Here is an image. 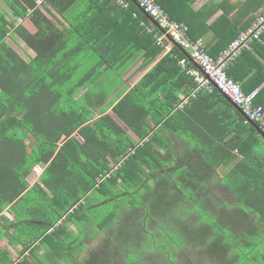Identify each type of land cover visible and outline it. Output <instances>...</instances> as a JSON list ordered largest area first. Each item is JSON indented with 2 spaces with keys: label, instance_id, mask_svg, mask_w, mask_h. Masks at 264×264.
<instances>
[{
  "label": "trees",
  "instance_id": "trees-1",
  "mask_svg": "<svg viewBox=\"0 0 264 264\" xmlns=\"http://www.w3.org/2000/svg\"><path fill=\"white\" fill-rule=\"evenodd\" d=\"M123 1L126 5L118 0H43L38 6L36 0H0L13 15V20L8 18L0 5V213L17 200L12 206L16 219L31 222L18 207L21 202L30 200L27 210L36 212L32 201H37L38 196L31 194L41 192L40 200L45 204L48 221L39 238L46 239V230L73 211L74 205L92 190L112 200L118 196L111 194L114 186L118 190L126 183L128 186H124L123 193L128 196L134 195L131 187L136 184L147 188L149 173L145 155L158 164L163 163L154 149L155 141L162 136L160 132L166 130L174 136L192 132L194 117L189 113L191 122L186 125L185 111L177 108L179 94L189 93L193 88L191 77L185 75L178 64L180 58L188 56V51L180 45L174 44L131 90L128 85L123 87V76L139 60H143L145 67L157 59L165 47L157 42L161 28L150 23V16L135 0ZM252 1L245 0L241 7L238 1L227 9L224 4L228 0H223L220 6L225 12L215 22L207 24L202 12L193 9L194 0H157L171 19L189 26L192 38L213 29L218 39L207 50L215 58L216 51L226 50L241 31L251 26L255 15L247 6ZM236 9L234 19L229 18L230 12ZM17 19H29L37 27L36 32L32 33ZM11 32L35 55L25 58L20 54L9 42ZM263 37L264 33L260 40L252 43V48ZM249 51L245 50L234 62ZM93 58L95 61L90 68L80 75L83 66ZM233 63L228 69L230 76ZM77 73L80 77L72 83ZM114 79L119 80L117 88L121 90L116 88L115 94V89L102 90L103 84ZM97 89L102 92L92 93ZM215 92L218 91L199 96H215ZM262 95L264 88L256 100L264 107ZM110 109L141 143H136L107 113ZM148 116L152 125L146 120ZM254 125L249 124L251 135L259 127L257 123ZM31 138L35 139L32 147L27 143ZM115 165L118 167L114 168ZM37 166L43 171L30 187V177H34ZM108 172L109 176L99 180ZM192 173L193 170L189 174L193 176ZM251 183H255V190L249 204L243 203L257 214L254 206L258 184L256 179ZM177 195V192L170 193L174 197L170 208H179ZM135 203L131 202V208ZM258 214L263 219L262 212ZM208 221L211 224V220ZM249 230L252 235L231 231L224 239L218 232L219 237L212 245L216 247L215 254L222 258L221 264H264V221L251 224ZM245 247L249 252H245Z\"/></svg>",
  "mask_w": 264,
  "mask_h": 264
},
{
  "label": "crops",
  "instance_id": "crops-1",
  "mask_svg": "<svg viewBox=\"0 0 264 264\" xmlns=\"http://www.w3.org/2000/svg\"><path fill=\"white\" fill-rule=\"evenodd\" d=\"M222 1L194 0L192 7L195 11L202 12V18L207 19V24H211L219 19L225 12V8L231 9L229 7L238 4V1H241L238 4L241 7L245 2V0H228L224 4L225 8H222L220 6ZM247 7L256 16L264 9V0H253ZM237 12V9L232 10L229 18H233ZM149 20L150 23L156 25L154 19L149 17ZM149 27L152 28L153 25ZM33 28V30L28 29L35 33V26ZM217 35L210 28L196 37L203 38L207 48H211L218 39ZM163 42L164 52L146 67L142 66L143 60H139L123 76V87L128 85V89L131 90L148 70L176 44L167 38H164ZM29 50L32 49L23 50L27 58L35 55L33 50L34 54L29 53ZM223 51H216V57ZM230 73L232 78L238 79L243 84L244 88H264V37L253 45L246 56L230 66ZM133 77L135 81L129 84L127 79ZM202 93L212 92L203 91L200 94ZM263 97L262 95L261 98ZM195 100L186 107L180 108L185 111L186 125L191 122L189 113L192 118L194 117L191 134L174 136L166 130L161 131L162 136L155 141L154 149L163 163L158 164L148 154L145 155L148 165L146 170L149 173L146 179L148 187L140 188L136 184L135 187H131V192L138 195L139 192L146 190L143 197L144 200H148L147 208L152 209V225L163 223L166 215L164 212L168 206L171 207L170 204L173 202L170 201H174L170 193L177 192L176 200L179 208L201 207L204 212L209 213L207 218L211 220L212 225L220 227L225 232L235 233L236 229H239L240 233L246 231L249 234L251 224L255 225L264 221V137L259 127H256L257 132L251 135L249 128L251 122L228 97L220 92H215V96H199ZM146 120L152 125L150 116ZM116 121L126 129L136 143L142 142L130 129L125 127L118 117ZM250 139H252L251 149L248 145ZM235 145L239 147L236 148ZM191 170H193V176L189 174ZM41 173L36 176V180L31 182L30 187L38 180ZM255 179L258 184L256 187L258 198L254 209H258L257 214L250 210V205L243 203L248 202L249 204L250 195L255 190V183L251 181L255 182ZM95 193L99 192L90 191L86 197L74 205L73 211L70 210V213L65 214L54 223L53 227L47 229L46 239L39 238V235L48 221L45 218L47 210L41 217L36 218L38 220H31L27 223L26 219L17 220L15 217L12 206L17 200L9 204L0 213V264H70L69 260L73 256L71 255L73 240L77 233L82 231L77 228L80 221L86 223L87 236L83 242L84 249L82 247L81 250L79 249L80 255L74 256L75 260L79 264H117V261L120 263L117 258V244L132 243L135 232L123 229L126 219L129 218L127 212H123L119 218L117 214L109 212L99 223L93 220L90 210L95 208L97 211V207L109 200L106 197L100 200L99 197H95ZM87 198L94 199V202H88ZM84 204L85 207H83ZM260 211L263 219L258 214ZM189 216L192 219L198 216V219L193 220L199 223L202 215L193 211L189 213ZM142 222L146 223L147 220ZM25 225H31L33 228H23ZM66 226L69 236L64 228ZM55 229L59 231L56 233ZM28 237H36V240L29 243L27 242ZM43 242L46 245H43ZM107 254L112 258V262H105Z\"/></svg>",
  "mask_w": 264,
  "mask_h": 264
},
{
  "label": "rangeland",
  "instance_id": "rangeland-1",
  "mask_svg": "<svg viewBox=\"0 0 264 264\" xmlns=\"http://www.w3.org/2000/svg\"><path fill=\"white\" fill-rule=\"evenodd\" d=\"M0 5H1V10L7 15V17L13 20L12 10L4 3H0ZM35 5L39 6L41 4H39L38 0H36ZM17 22L24 23L31 30L34 29L33 28L34 25L30 22L29 19H25V20L17 19ZM36 30L37 27H35V31ZM8 39L9 42L12 44V46H14L17 50H19L22 53V55L25 56V58H27V56L23 52L24 49H29L26 43L22 41V39L19 36H17L14 32L10 33ZM29 53L34 54L32 50H29ZM94 61L95 59L93 58L92 60H90L89 64L84 65L83 68L81 69L82 71L80 75H83L88 70V68H90V65ZM80 75H78L77 73L73 77L71 82L75 83L80 77ZM127 80L129 84H132L135 81V77ZM107 82H108L107 84L102 85L103 87L102 90L104 89V91L112 92V90L115 89V92L114 91L113 92L114 94L117 93V89H118L117 82H119V80L114 79L112 82L109 81ZM100 90L101 89L94 90L92 93H95V95L99 94ZM107 113L117 120V117L112 112V109L109 110ZM95 117H98V114H96ZM77 137L79 136L77 135ZM34 142H35L34 138L27 140V143L30 147H32ZM34 172L36 174L34 177H30L31 182L37 179L36 176H38L42 172V168L40 166H37L35 167ZM105 183L109 185V182L105 181ZM120 186L121 188H119L118 190L117 187L115 186L114 189L113 188L110 189L111 194H116L118 196L115 199H112L111 201L107 200L106 202L103 203V205L97 207L96 210L97 211L99 210L98 212L95 211V208H92L90 210V214H91L90 216L93 218V220L99 223L102 219H104V217L108 215L109 212H111V214L114 213L117 214L118 218L119 215L122 216L123 212H127L126 214L129 216V218L126 219V223L123 226V229L124 230L129 229V231L132 230L133 232H135L134 233L135 235L132 243L117 244V249H118L117 258L121 264H221L220 260L222 258H220L221 256L219 254L218 256L215 254L216 247L213 246L212 243L214 240L217 241L219 237L218 235L219 231L223 239L226 238V236L229 237L230 233L224 232L216 225L208 224L207 222H209L208 221L209 219L207 218V216H209V213L204 212V210H202L201 208H196L195 212H199L200 215L202 216L199 219V223H195L194 220L198 219V216L193 217L194 219L193 220L192 217L189 216L188 214L194 211L193 208L179 209L178 207L170 208L168 206L167 210L164 212L166 215L164 216L163 223L159 225H152L151 223V220H153L152 209L147 208L148 200H144L143 197V195L146 193L145 190H144L145 193L143 191L141 193L139 192L137 196H135V194L133 196L131 195L128 196V195H124L123 193V191L125 190L124 186H128V185H126V183H123ZM36 194L38 196V200H37L38 202L36 200L32 201V203L36 208V212L34 213L28 212L27 206L29 205L30 200L28 202H23V203L21 202L20 203L21 206L18 207L19 210L23 213V215H25V218L28 217L29 220H33V221L38 220L36 218L41 217V215H43L45 211V207H44L45 204L42 200H40L43 194L41 192L39 193L33 192L31 195L32 197H36ZM95 197H99L100 200L106 199L103 198V196H101L99 193H95ZM88 201L94 202V199H90V200L88 199ZM131 202H136L133 208H131L132 205ZM146 220H147L146 223L142 222ZM85 226L86 223L83 221H80L77 225V228L82 231L78 232L77 236L73 240L74 242L72 248L73 251L71 253V255L73 256L69 260L70 264H79V262L75 260L74 256L78 257L80 255V250L82 248L84 249L83 242L85 241L87 236V231L85 230ZM230 227L232 228V225H230ZM23 228L32 229L33 227L31 225L29 226L25 225L23 226ZM64 228H66V233L69 236L70 234L68 232L67 226ZM212 230L215 231L211 233L210 231ZM236 230L237 231H235V233L240 232L239 229ZM208 232L210 233L208 234ZM244 232L246 233V231ZM249 235H252L250 230H249ZM254 236L257 235L255 234ZM263 236L264 235H262V237ZM34 240H36V237L35 238L28 237L27 242L31 243L34 242ZM43 245L46 244L43 242ZM249 250L250 249L248 247H245V252H249ZM106 256L107 259L105 262L107 263L112 262L111 261L112 258L109 257L108 254ZM120 263H118L117 261V264Z\"/></svg>",
  "mask_w": 264,
  "mask_h": 264
},
{
  "label": "built area",
  "instance_id": "built-area-1",
  "mask_svg": "<svg viewBox=\"0 0 264 264\" xmlns=\"http://www.w3.org/2000/svg\"><path fill=\"white\" fill-rule=\"evenodd\" d=\"M42 1L38 0V3L41 4ZM118 1L126 5L123 0ZM135 1L162 29V34L157 36L158 44L163 46V39L167 38L186 49L189 53L188 57L180 58L178 64L182 72L192 78L193 88L189 93L179 94L177 107L179 109L184 108L203 91L213 92L217 90L238 105L246 118L257 123L264 133V107L256 103L260 88L245 90L243 84L232 78L228 73L229 65L241 56L245 50H251L254 41L261 39L264 33V9L255 16L251 26L241 31L231 41L228 48L219 57L215 58L207 50L203 38H192L189 34V26L185 22L171 19L168 12L157 0ZM126 157L127 155L124 156V159ZM121 163H119V166ZM117 167L118 165L114 166V168ZM109 175L108 172L106 175L99 177V180Z\"/></svg>",
  "mask_w": 264,
  "mask_h": 264
},
{
  "label": "water",
  "instance_id": "water-1",
  "mask_svg": "<svg viewBox=\"0 0 264 264\" xmlns=\"http://www.w3.org/2000/svg\"><path fill=\"white\" fill-rule=\"evenodd\" d=\"M151 18V17H150ZM156 23V25L157 26H159L158 25V23L157 22H155ZM160 27V26H159ZM233 102V101H232ZM233 104L235 105V107L239 110V111H241L242 113H243V111H242V109L238 106V105H236L234 102H233ZM244 114V113H243ZM245 115V114H244ZM251 123H253L254 124V122H252V121H250ZM261 132V134L263 135V137H264V133L262 132V131H260ZM77 134V132H75V135Z\"/></svg>",
  "mask_w": 264,
  "mask_h": 264
},
{
  "label": "clouds",
  "instance_id": "clouds-1",
  "mask_svg": "<svg viewBox=\"0 0 264 264\" xmlns=\"http://www.w3.org/2000/svg\"><path fill=\"white\" fill-rule=\"evenodd\" d=\"M151 17V16H150ZM152 18V17H151ZM153 19V18H152ZM156 22V21H155ZM162 30V29H161ZM178 45V44H177ZM260 91H261V89H260ZM260 94V93H259ZM259 96V95H258ZM246 117V116H245ZM248 120V119H247ZM249 121V120H248ZM260 129V128H259Z\"/></svg>",
  "mask_w": 264,
  "mask_h": 264
}]
</instances>
